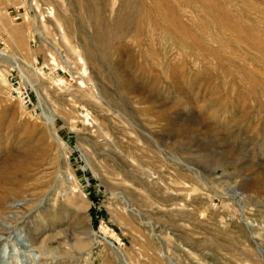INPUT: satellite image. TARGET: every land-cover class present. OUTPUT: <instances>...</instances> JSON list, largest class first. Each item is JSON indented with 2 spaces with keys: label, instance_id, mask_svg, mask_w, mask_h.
Masks as SVG:
<instances>
[{
  "label": "rangeland",
  "instance_id": "374dc122",
  "mask_svg": "<svg viewBox=\"0 0 264 264\" xmlns=\"http://www.w3.org/2000/svg\"><path fill=\"white\" fill-rule=\"evenodd\" d=\"M161 1L0 0V264H264V0Z\"/></svg>",
  "mask_w": 264,
  "mask_h": 264
},
{
  "label": "bare ground",
  "instance_id": "6f19581e",
  "mask_svg": "<svg viewBox=\"0 0 264 264\" xmlns=\"http://www.w3.org/2000/svg\"><path fill=\"white\" fill-rule=\"evenodd\" d=\"M145 11H151L159 20L162 24H165V22H169V18H167V9H165V6H163L162 1L161 0H151L150 4L147 6H144ZM169 10V9H168ZM52 14V13H51ZM97 23V22H96ZM167 25V24H166ZM170 25V24H169ZM176 28L177 27L176 25ZM114 29V28H113ZM100 33V32H99ZM259 46V45H258ZM50 57V63L53 64L54 66H57V63L55 62V58L49 54ZM251 58V57H250ZM81 60V59H79ZM258 64V63H257ZM262 65V64H261ZM259 64V66H261ZM264 66V65H263ZM257 67V69H254V73L252 76L247 77L249 83H247L248 81H245V83L249 84L250 86H252L258 96V104L260 106V108L263 106L264 108V67ZM53 68V67H52ZM259 68V69H258ZM66 70V69H65ZM81 73V72H80ZM80 73H78L79 75H81ZM86 73L85 67L82 68V76ZM244 74V73H243ZM247 74V73H246ZM250 74V73H249ZM252 74V73H251ZM58 75V74H57ZM245 75V74H244ZM47 78V77H46ZM244 78V77H243ZM242 78V79H243ZM245 79H246V75H245ZM64 82L62 79L58 78L57 79V84ZM78 84L81 87H85V81H79ZM58 86V85H57ZM88 86V84H87ZM248 87V86H247ZM88 88V87H87ZM251 88V87H250ZM247 90V89H246ZM252 90V89H250ZM249 90V91H250ZM248 92V91H247ZM251 92V91H250ZM250 94V93H249ZM249 96V95H248ZM82 109V108H81ZM261 110V109H260ZM84 114V113H83ZM82 114V115H83ZM87 114V113H86ZM85 115V114H84ZM83 115V117H84ZM88 117V116H87ZM260 117V116H259ZM86 118V117H85ZM260 126V125H259ZM262 165V164H261ZM264 171V170H263ZM260 176H264L263 173L260 174ZM259 178L262 181V178ZM258 179V180H259ZM257 180V179H256ZM257 180V181H258ZM4 184V183H3ZM256 186V185H255ZM257 187V186H256ZM17 239V238H16ZM6 250V247L5 249ZM17 261H19V257H16ZM16 261V262H17ZM4 263V262H3Z\"/></svg>",
  "mask_w": 264,
  "mask_h": 264
},
{
  "label": "built area",
  "instance_id": "2783aa9c",
  "mask_svg": "<svg viewBox=\"0 0 264 264\" xmlns=\"http://www.w3.org/2000/svg\"><path fill=\"white\" fill-rule=\"evenodd\" d=\"M18 98L20 99V102L22 103L23 106L26 107L31 105L29 95L26 92L20 93V95L18 94Z\"/></svg>",
  "mask_w": 264,
  "mask_h": 264
}]
</instances>
